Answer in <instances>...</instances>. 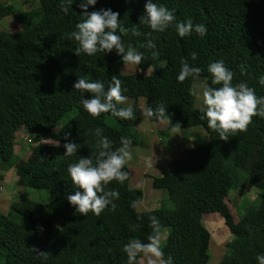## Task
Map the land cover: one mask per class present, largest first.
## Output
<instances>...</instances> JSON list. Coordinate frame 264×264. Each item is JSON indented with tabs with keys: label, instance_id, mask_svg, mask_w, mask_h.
<instances>
[{
	"label": "trees",
	"instance_id": "16d2710c",
	"mask_svg": "<svg viewBox=\"0 0 264 264\" xmlns=\"http://www.w3.org/2000/svg\"><path fill=\"white\" fill-rule=\"evenodd\" d=\"M80 2L68 0L64 14L58 7L61 0H37V5L26 1L30 7L23 10L0 1V20L11 15L18 28L0 31V170L14 169L17 184L47 191L45 201L17 200L6 214L0 212V264H127L122 246L132 238L147 242L152 234L149 216L158 218L160 231L167 229L165 258L170 256L173 264H207L211 236L202 219L211 213L220 215L231 235L216 264H258L255 257L264 254V118L253 117L247 131L220 140L194 107V77L179 82L177 76L181 59H187L211 84L208 65L222 60L234 73L233 85L246 83L264 97V86L258 83L264 75V0H152L173 11L174 23L190 18L205 25L207 32L181 38L174 24L163 33L136 25L142 33H151L155 49H149L141 47L143 35L117 31L126 49L132 45L144 54L138 73L132 75L121 73L124 63L114 49L75 55L78 44L66 34L83 18ZM145 3L97 0L87 11L111 9L119 13L121 25L131 29L144 14ZM153 51L158 52L156 58ZM114 76L126 89L123 95L133 101L136 115L131 120L111 113L92 117L80 104L82 95L90 98V94L73 89L79 77L102 81L107 87ZM141 99L153 109L163 104L171 127H202L208 141L183 150L152 178V187L166 194L165 206L138 211L143 191L130 187L125 166L128 179L108 185L120 194L115 211L109 206L99 216L76 213L66 198L76 190L68 165L95 152L97 138L91 130L96 127L103 129L113 148L120 146L121 137L131 140L130 148L137 147ZM151 122L160 121L153 117ZM20 128L27 133L31 152L26 161L15 153ZM45 139L52 143H41ZM66 143L78 145L75 155L63 156ZM251 189L255 199L236 217L227 201L231 191ZM38 252L49 255L44 259Z\"/></svg>",
	"mask_w": 264,
	"mask_h": 264
},
{
	"label": "clouds",
	"instance_id": "9594fccd",
	"mask_svg": "<svg viewBox=\"0 0 264 264\" xmlns=\"http://www.w3.org/2000/svg\"><path fill=\"white\" fill-rule=\"evenodd\" d=\"M96 2L97 0H86V2L81 0L78 6L83 18L76 23L75 30L66 34L68 39L77 42L78 47L74 52L77 56L81 53L89 56L97 52L108 53L114 49L122 57L124 64L138 66L144 60V54L131 45L126 49L121 36L116 34L117 31L121 34L131 31L133 36L143 35L145 43L141 47L149 49H155L153 39L149 38L151 33H142L136 25H146L153 32L163 33L174 24L181 38L193 32L202 37L207 32L205 25L194 24L190 18L174 23L173 11L153 3L152 0H146L144 14L139 17V23L129 29L121 25L119 13L111 9L88 12V6L95 5ZM58 7L61 12L67 14L68 0H61ZM152 56L156 58L158 52L153 51ZM191 59L193 61L197 59L195 52L191 53ZM207 71L211 75V84L204 83L201 91L194 94L201 101L199 118L207 121V127L215 131L220 140L227 141L230 135L235 136L238 132L247 131L253 117L264 118V97H258L255 90L246 83L233 85L234 73L225 67L222 60L210 63ZM245 71L241 67V73L244 74ZM201 72L200 67L192 66L187 59H181L177 80L183 82L189 77H199ZM258 83L264 86V75L259 77ZM73 89L81 94H90V98H84L82 95L80 104L83 110L94 118L103 113H111L112 116L122 120H131L136 115L132 105L120 106L127 104L128 98L123 95L126 89L122 87V81L115 76L107 87L102 81L79 77L73 84ZM140 113L143 120L151 121L155 117L160 122L166 120L169 123L163 104L155 109L144 106ZM172 129L178 132L180 126L177 124ZM91 131L97 138L94 145L95 152L89 157H80L77 162L70 163L67 167V174L76 190L66 198L75 208L76 213L83 216H87L89 212L99 216L109 206L111 211H115L114 201L119 199L120 194L118 190L109 189L108 185L113 181L123 184L128 179V173L124 171V168L132 159L129 138L121 137L120 146L113 148V142L103 135L102 128L96 127ZM57 146H59L58 142ZM64 148L63 156L70 157L76 154L78 145L66 143ZM155 162L153 157L144 159V164L148 168H153ZM148 219L152 234L147 236V242L132 238L122 246V251L127 257V264H173L170 256L165 258L159 235L158 218L149 216ZM137 227L140 225L138 224ZM32 250L36 251L35 248ZM37 255L47 259L49 253L38 252ZM255 259L258 264H264V254H258Z\"/></svg>",
	"mask_w": 264,
	"mask_h": 264
},
{
	"label": "rangeland",
	"instance_id": "374dc122",
	"mask_svg": "<svg viewBox=\"0 0 264 264\" xmlns=\"http://www.w3.org/2000/svg\"><path fill=\"white\" fill-rule=\"evenodd\" d=\"M0 1L4 3L12 4L16 10H21V9L23 10L25 7L29 8L30 5L29 7L26 6L27 5L25 4L26 1L35 3V5H37V0H0ZM17 29L18 28L15 24V19L13 16L10 15L0 20V31L14 32ZM121 73L123 75L136 74L138 73V68L137 66L123 64L121 68ZM193 82H194L193 83V94L201 91V86L204 83H206L205 79L200 78V77H194ZM128 104L132 105L133 101L128 99L127 104H125L124 106H127ZM200 104H201V101L198 100L196 98V95L194 94V107L199 108ZM139 106H140L139 109L141 111V109L145 106L144 99L140 100ZM63 120H65V118ZM169 120H170L169 123H167L166 120L162 122L163 124L165 122V125L168 126L169 128L168 130L166 129L162 130L161 135H158L157 133V135L154 137L150 133L147 134V133L138 131L139 137L144 138L145 142H141L139 146H137L136 148H132L133 151L131 153L133 154L135 152L136 154L134 153L132 159L128 162L127 165H130L129 167H132L131 164L133 163L134 159H137L136 163L140 164L143 158L142 156L146 155L147 152H149L150 154L149 157H153L156 161L153 165V168L155 167V165H157L156 163L165 167V164L168 161L174 158H179L181 156L182 148L183 149H188L189 147L192 148L195 146L203 145L208 141V137L202 127L198 126V127L180 129V131L176 132V131H173L171 127L173 121L171 119ZM158 124L159 123H154V122L149 121L147 128L151 126L154 128L164 127V125H158ZM176 136H180V139L185 137L187 140H189V142L185 143V140H183L184 146H180V143H178L179 140H177ZM48 141L49 143H52L51 140H48ZM15 143L17 145V148L15 149V153L19 156L21 161H26L30 157L31 152L29 149L28 136H27L26 131L23 128H20L18 132L15 134ZM138 155H140V157ZM156 172H159L157 173V175L160 174L161 168H158ZM142 174H143V171H142ZM0 175L2 176V178L0 179V187L2 188L0 191V200L9 199L8 200L9 204L17 200L20 201L22 199H30L33 201H45L46 200V194H47L46 190H35V189H30V188H22L21 185L17 184L16 180L18 178L16 176L14 169H9L5 171L0 170ZM138 176L141 177V175L139 174ZM145 178H147V180L150 181V179L147 176H145ZM232 192L233 190L231 191V194L227 201L229 203L231 211L237 217L240 215V213L245 208V206L251 203L255 199L256 191L251 189V190H242V191L236 190V192H233V193ZM159 193H158L159 201L152 203L149 207L150 209H153V208L155 209V208H159V207L166 205V204H163L167 200L166 195L162 193V190H160ZM161 197L163 198L160 199ZM154 198L155 197H153V199ZM6 211H8V209ZM6 213L7 212L3 211V214H6ZM221 221L222 219L218 213L205 214L202 219L203 225L208 230L211 236L210 245L208 248L210 257H209V261L207 264H213L214 261L216 263V260L217 262L219 261V259L221 258V254L223 253L224 243L231 239L230 233L228 232L227 228L224 227ZM159 235L161 236V243L163 246L165 243L166 235H167V229L163 228L160 231Z\"/></svg>",
	"mask_w": 264,
	"mask_h": 264
},
{
	"label": "crops",
	"instance_id": "0c3cea01",
	"mask_svg": "<svg viewBox=\"0 0 264 264\" xmlns=\"http://www.w3.org/2000/svg\"><path fill=\"white\" fill-rule=\"evenodd\" d=\"M148 124H149V121L143 120V117L140 114V118L136 122L135 128L139 132H143V133H147V134L150 133L154 137L157 135V133H158V135H160V133L162 134V130H165L166 129L165 122H164V124L162 122H159V124H158V125H164L163 128H157V127L154 128L152 126L147 128V125ZM140 129H142V130H140ZM176 138H177V140H179L178 143H180V146H184V141L183 140H185V143H188L189 142V140H187L185 137H183L182 139H180V136H176ZM141 142H145V141H144V138H141L140 137V143ZM130 149H131V152H132L133 151L132 148H130ZM183 150H185V149L182 148V151ZM133 154H132V157H133ZM149 155H150L149 152H147L146 155L142 156L143 158H142V161L140 162V164L139 163L137 164L136 163L137 159H134L133 160V163L131 164L132 167H129L130 165H126L128 167V169H129V171H130V187L135 188V189H140V190L143 191V199H142V201L138 202L137 205H136V209L138 211H148V210H152V209L149 208L150 205L152 203L156 202V201H159L158 193H159L160 190H156V189H154L152 187V178L159 176L162 173V171L164 170L165 167L159 165L158 163H156L157 165H155L154 168H148V167H146L145 164H144V159L146 157H149ZM138 156L140 157V155H138ZM158 168H161V173L157 175V173H159V172H156L158 170ZM142 171H143V174H142ZM146 172H147V174H146ZM138 174L141 175V177H139ZM150 175H151V177H150ZM145 176H147L150 179V181L147 180V178H145ZM16 182H17V180H16ZM22 188H27V187H22ZM162 193H164V192L162 191ZM164 195H166V194L164 193ZM153 197H155V198L153 199ZM162 198L163 197H161L160 199H162ZM8 200L9 199H6V200L1 199L0 200V212L1 213H3V211L4 212H8L9 211L10 204H9V201ZM144 200H145V202H144ZM5 209L6 210L8 209V211H6ZM208 253H209V251H208ZM216 263H217V260H216ZM216 263L214 261L213 264H216Z\"/></svg>",
	"mask_w": 264,
	"mask_h": 264
},
{
	"label": "built area",
	"instance_id": "2783aa9c",
	"mask_svg": "<svg viewBox=\"0 0 264 264\" xmlns=\"http://www.w3.org/2000/svg\"><path fill=\"white\" fill-rule=\"evenodd\" d=\"M41 143L46 144V143H49V141H48L47 139H45V140H42ZM1 189H2V188L0 187V191H1Z\"/></svg>",
	"mask_w": 264,
	"mask_h": 264
}]
</instances>
